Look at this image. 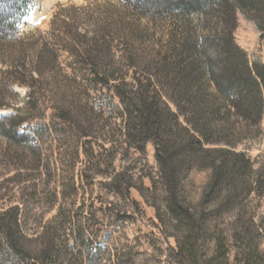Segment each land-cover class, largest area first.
<instances>
[{
	"label": "trees",
	"instance_id": "1",
	"mask_svg": "<svg viewBox=\"0 0 264 264\" xmlns=\"http://www.w3.org/2000/svg\"><path fill=\"white\" fill-rule=\"evenodd\" d=\"M119 1L133 15L148 19L151 29L139 36L128 29L121 46L79 42L76 54L87 66L92 89H109L118 100L125 146L144 153L154 145L159 171L147 191L154 225L173 241L169 263L264 264L255 224L264 198V171H256L246 153L237 150L243 140L263 134L264 64H250L235 40L238 9L264 35V0ZM28 5L29 0H0V109L13 111L0 115V157L6 143L36 159L41 156L34 144L39 132L32 124L39 117L36 84L43 74L29 63L18 29ZM164 23L176 29L167 44L160 32ZM42 52L57 62L54 50L43 47ZM17 86L29 88L25 108L12 99ZM62 114L69 118L68 112ZM131 186L123 174L112 183L123 194ZM232 212V221L221 228L222 215ZM19 217L14 210L0 213V252L20 264L51 261V247L34 253L26 246ZM93 225L89 221L88 230ZM78 245L84 247V240ZM128 253L133 264L153 259Z\"/></svg>",
	"mask_w": 264,
	"mask_h": 264
},
{
	"label": "rangeland",
	"instance_id": "2",
	"mask_svg": "<svg viewBox=\"0 0 264 264\" xmlns=\"http://www.w3.org/2000/svg\"><path fill=\"white\" fill-rule=\"evenodd\" d=\"M28 9L19 17L18 29L26 41L22 49L29 63L43 74L36 84L39 117L32 124L39 132L34 144L41 156L36 159L4 144L8 149L0 157V213L19 212L24 243L34 253L52 248L51 261L44 264H133L129 251L153 257L142 258L140 264H170L168 248L173 241L154 225L147 191L159 171L154 145L150 143L144 153L125 146L119 136L123 118L118 100L109 89H92L87 66L76 54L79 42L121 46L128 29L139 31V36L152 24L133 15L119 0H29ZM236 17L237 45L250 64H264V35L241 10ZM160 26L167 44L176 29L172 24ZM43 47L56 52L57 62L53 64V54H43ZM15 93V106L25 108L29 88L17 86ZM64 110L69 118L64 119ZM12 112L0 109V115ZM262 130L259 137L237 146L258 172L264 171V115ZM119 174L131 181L126 194L112 187ZM233 216V212L222 215L219 226L224 228L222 224ZM89 221L94 224L90 230ZM255 224L264 252V198ZM79 240H84V247ZM9 258L0 252V264H20Z\"/></svg>",
	"mask_w": 264,
	"mask_h": 264
}]
</instances>
